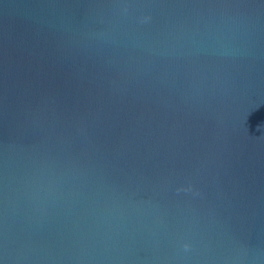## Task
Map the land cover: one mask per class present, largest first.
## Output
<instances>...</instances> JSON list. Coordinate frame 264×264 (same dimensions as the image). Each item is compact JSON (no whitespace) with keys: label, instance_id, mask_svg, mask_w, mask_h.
<instances>
[{"label":"water","instance_id":"1","mask_svg":"<svg viewBox=\"0 0 264 264\" xmlns=\"http://www.w3.org/2000/svg\"><path fill=\"white\" fill-rule=\"evenodd\" d=\"M0 264H264V0H0Z\"/></svg>","mask_w":264,"mask_h":264},{"label":"clouds","instance_id":"2","mask_svg":"<svg viewBox=\"0 0 264 264\" xmlns=\"http://www.w3.org/2000/svg\"><path fill=\"white\" fill-rule=\"evenodd\" d=\"M126 7V6H125ZM144 19L146 20V19H148V17H144ZM181 190H183V191H189L190 190V186H189V188H184V189H177V191H181ZM181 247H182V249L184 250V251H188L189 250V248L191 247V245L189 244V243H183L182 245H181Z\"/></svg>","mask_w":264,"mask_h":264}]
</instances>
